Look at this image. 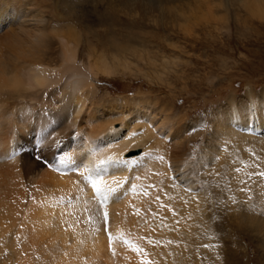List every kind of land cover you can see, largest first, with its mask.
I'll return each mask as SVG.
<instances>
[{"label":"bare ground","instance_id":"1","mask_svg":"<svg viewBox=\"0 0 264 264\" xmlns=\"http://www.w3.org/2000/svg\"><path fill=\"white\" fill-rule=\"evenodd\" d=\"M107 1L117 16L147 22L151 16L177 26L190 13L202 21L210 12L209 0ZM239 1L252 16L264 18V0ZM78 16L86 19L84 12ZM111 16L91 24L61 14L49 0H0V264H202L199 245L216 237L215 219L222 216L253 238L256 263L264 264V179L248 176L264 172V89L257 93L248 82L239 98L231 86L225 105L208 113L197 154L185 143L183 161L161 162L156 155L177 147L168 140L183 130L174 106L145 89L131 97H97L100 75L142 71L150 80L157 72L153 53L141 48L142 29L115 25ZM92 25L102 32H93ZM114 127L120 139L97 148L94 142ZM38 139L42 151L35 148ZM56 139L62 141L58 148L51 146ZM130 148L152 156L141 155L143 167L105 177L129 179L127 193L103 206L78 172L48 166L67 155L82 170ZM155 194L164 202L154 201ZM145 201L158 207L157 216L137 224ZM146 237L162 246L149 251ZM225 251L212 253L218 264L231 263L234 251Z\"/></svg>","mask_w":264,"mask_h":264},{"label":"rangeland","instance_id":"2","mask_svg":"<svg viewBox=\"0 0 264 264\" xmlns=\"http://www.w3.org/2000/svg\"><path fill=\"white\" fill-rule=\"evenodd\" d=\"M89 1L49 0L56 10L66 16L72 15V19L78 20L79 17V21L87 19L93 24L95 21L93 19L103 16L109 19L112 15L111 17H117L118 22L113 23L115 25H130L135 30L142 29L140 38L144 34L142 39L145 41L143 40L144 46L141 48L144 47V50H151L149 53H153L155 69L158 73L163 74L161 77H164V83L159 81L157 72H154L150 80L142 75V71L137 73V76H130L127 72L125 74L116 73L110 77L100 75L97 86L101 91L99 90L97 97L101 94H109L116 99L123 96L131 97L137 94L138 89L142 91L145 89L152 91V99L157 97L162 104L174 106V117L180 119L183 130L178 133V139L171 136L168 143L178 146H169L168 154H158L157 157L163 156L165 160L180 159L183 161L184 155L182 154L185 143L190 146L192 155H196L197 150H200V143L203 141L200 139V134L207 127L205 123L209 118L208 113L216 109L217 105H225V97L231 86L235 88V93L239 98L243 97L248 82L257 93L264 89V18L252 16L248 11H245L241 1L209 0L210 12L207 14V19L197 20L192 18L190 13L187 16L190 21L184 23L185 27L183 23L180 26L170 22L161 23L157 17H153L154 20H151V16L148 17L149 22L146 21L147 18L140 19L138 17L133 21L113 13L107 0H93V5L91 0ZM82 12L86 19L78 16ZM155 19L158 20V23L155 22ZM85 23L88 24V22ZM92 30L95 33H101L103 28H96L95 25H92ZM145 32L147 33L145 34ZM80 55L85 59L87 53L82 50ZM140 65L145 71L148 70V65L145 63ZM209 77L214 79L210 82ZM179 143L181 144L179 145ZM176 154L180 155L177 157ZM150 188H152V183ZM147 191L149 192V189ZM147 191L145 193H148ZM152 196L153 194L150 201L153 199ZM160 197L161 199H159ZM144 198L149 197L144 196ZM161 200H164V197L162 198L161 194H155L154 201L164 202ZM150 201L144 202L145 209L143 212L140 210L142 219L138 220L137 224H140L144 219L146 222L147 219L157 216L154 211L158 207L155 208ZM215 220L218 221L217 228H219L215 230L216 237L212 240H204L202 245H199L200 250L203 249L201 251L202 264H218L214 257L220 256L219 252L221 254L223 249L226 252L225 250H228L229 246L231 251H234L229 257L230 264H257L259 250L253 238L239 229L236 223L228 222L223 216ZM222 220L225 222L221 223ZM152 222V220H148L147 223L150 225ZM231 230L233 231L231 232ZM145 242L146 245H149V251H152L150 248L162 246H158L151 238L147 237ZM204 244L208 247H205ZM222 260L227 261L225 257ZM221 264L228 263L222 261Z\"/></svg>","mask_w":264,"mask_h":264},{"label":"snow or ice","instance_id":"3","mask_svg":"<svg viewBox=\"0 0 264 264\" xmlns=\"http://www.w3.org/2000/svg\"><path fill=\"white\" fill-rule=\"evenodd\" d=\"M133 136L136 133L132 134ZM120 139V136L116 133L115 127L110 129L108 133L102 134L100 138H98V142L96 143V147L99 148L102 144L107 143L108 140H117ZM62 141L60 139H56L52 147H59ZM35 148L43 150V139H38L35 143ZM62 151V150H61ZM13 155L17 154L15 152L12 153ZM141 155L145 157H151L152 153H141L139 149H128L123 155L121 156H108L106 159H100L97 161L92 167H84L82 170L80 167L71 159V157L67 155H59L57 157V163L55 165L48 163L50 168L53 170L61 171V172H78L82 177L83 181H86L88 185H90L93 193L99 199L100 205L103 206L107 202L113 199H120L123 195H125L128 191V188L125 186V182L129 179L128 177L118 179L115 176H111L110 179H105V177L109 176L111 171L121 170L123 168L131 169L133 166L137 168L143 167V160L140 158ZM37 158H42L38 156ZM159 161L163 162L164 157L159 156L155 157ZM237 172L240 171L239 168L236 169ZM249 178L253 176H258L264 179V172H255L249 173ZM136 179H140V177H136ZM244 183V181H241ZM133 189L135 185L131 186ZM242 191H249V189H241ZM187 203V201H185ZM233 203L235 200L233 199ZM225 206L226 202H225ZM199 210V209H198ZM108 212L105 210L103 212V222L107 225L108 222ZM105 231L107 228L105 227ZM109 239V246L111 247L112 235L111 233L108 234ZM125 244H129L130 241L125 240ZM208 247V245H204ZM133 250L142 251L138 249L135 245H133Z\"/></svg>","mask_w":264,"mask_h":264}]
</instances>
